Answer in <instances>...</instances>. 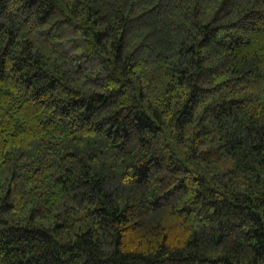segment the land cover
<instances>
[{"label": "trees", "instance_id": "obj_1", "mask_svg": "<svg viewBox=\"0 0 264 264\" xmlns=\"http://www.w3.org/2000/svg\"><path fill=\"white\" fill-rule=\"evenodd\" d=\"M0 264H264V0H0Z\"/></svg>", "mask_w": 264, "mask_h": 264}]
</instances>
